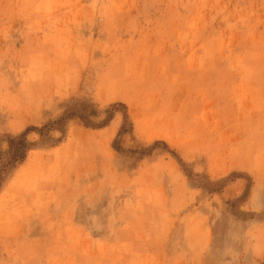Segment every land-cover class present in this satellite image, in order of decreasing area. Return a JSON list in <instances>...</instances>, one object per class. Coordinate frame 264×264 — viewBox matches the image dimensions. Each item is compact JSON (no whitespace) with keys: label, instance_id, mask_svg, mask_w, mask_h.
<instances>
[{"label":"rangeland","instance_id":"obj_1","mask_svg":"<svg viewBox=\"0 0 264 264\" xmlns=\"http://www.w3.org/2000/svg\"><path fill=\"white\" fill-rule=\"evenodd\" d=\"M21 1L0 17V163L37 131L0 190V264H258L264 53L231 73L215 53L264 50V0H37L29 22ZM239 78L259 84L240 119ZM82 105L115 112L59 122Z\"/></svg>","mask_w":264,"mask_h":264},{"label":"crops","instance_id":"obj_2","mask_svg":"<svg viewBox=\"0 0 264 264\" xmlns=\"http://www.w3.org/2000/svg\"><path fill=\"white\" fill-rule=\"evenodd\" d=\"M47 0H45L46 2ZM36 2L37 0H28L27 3H24V7H27L28 10L26 13L27 16H23L24 18H26L29 22V20L31 19V16H35V14L33 12H31V9H35L36 6ZM21 0H0V13L2 16V18H5V22L10 23V21L13 19L15 20V17L18 18V16H12L13 14H9L10 7H14V5L20 6L21 7ZM242 4H239V7H241ZM111 9L109 11H113V15H115V13H121V12H125L126 9H122L119 8V6H117V4H111L110 5ZM49 6L45 7L44 9H42L43 11L45 10L48 11ZM21 12V10H20ZM25 13V12H24ZM23 13V15H24ZM3 15H6L3 17ZM63 17V15L61 16ZM223 38V37H222ZM225 44H221V48L220 50H217V52L215 53V55L217 56H221V57H225V63H226V71L230 72L232 71H240L241 67L244 66H250L257 68L256 67V63L260 62L261 59V55L264 53L263 48L260 49V51H248V50H229L227 48L224 47ZM179 53L178 51H169L166 53H163V58L160 59L159 64L161 65H166L167 68L172 71V72H176L178 69L176 67L177 65V61L179 60L178 58ZM196 57L202 58L204 59V55H197L196 53ZM216 58V57H215ZM247 64V65H246ZM231 73V72H230ZM257 79H252L250 80V78L244 79V78H239L238 80L236 79H229L226 82V87L230 88V90H232L233 88L237 89V93L236 96L238 95L240 98V101H238V105L234 110V115L237 116L239 119L241 117L244 116V114L248 111H251L253 109V106L255 105V101L256 99H258L257 97L255 98V96H253V93L248 94V92L250 90H256L257 89V85L256 84ZM254 97V98H253ZM247 103H250L251 105H247ZM261 103V102H260ZM259 109H262V106L259 107ZM245 117V116H244ZM230 191H232V187H229L226 189V194L228 195L230 193ZM40 197H35L37 199L36 202H34V208H36L37 210H34V214L36 215H40V214H47L48 213V206L49 204L46 203V201H44L45 198H41ZM231 197H233V194H231ZM10 220L11 219H5L2 218L0 219V241L2 242H7V243H15L14 239H15V235H16V231H17V226L15 225V223H13V225H10ZM15 221V220H14ZM47 228V226H45ZM45 228V230H46ZM257 235H258V242L256 243V246L261 247V251L259 255H255L252 254V259L256 260V262L259 264L264 263V228L260 229L257 231ZM18 235V234H17ZM55 262H59V258L54 257L51 259L52 261Z\"/></svg>","mask_w":264,"mask_h":264},{"label":"trees","instance_id":"obj_3","mask_svg":"<svg viewBox=\"0 0 264 264\" xmlns=\"http://www.w3.org/2000/svg\"><path fill=\"white\" fill-rule=\"evenodd\" d=\"M84 107V108H83ZM115 107V105H114ZM81 109L77 112H65L64 116L59 120V122H64L66 119L70 117H77L80 120H82L84 126L86 128H92V129H102L108 125L110 120L112 119V116L115 112V110L112 109L111 112L108 113V117L105 121L101 122L100 124H94L89 120V116H94L95 112L91 111L89 114H85L86 106L82 105L80 107ZM125 118V116H124ZM37 131L36 129H28L25 133H23L21 136L17 138H12L10 141H8V152L6 155V159L3 160V162L0 163V190L2 188V185L10 176L13 170H15L17 167L21 166L26 159V156L28 152L32 149V145L27 143L25 140V136L30 131Z\"/></svg>","mask_w":264,"mask_h":264}]
</instances>
